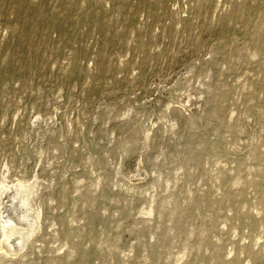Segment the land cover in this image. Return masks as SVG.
Instances as JSON below:
<instances>
[{
  "label": "rangeland",
  "instance_id": "374dc122",
  "mask_svg": "<svg viewBox=\"0 0 264 264\" xmlns=\"http://www.w3.org/2000/svg\"><path fill=\"white\" fill-rule=\"evenodd\" d=\"M139 3L41 0L29 68L0 22V206L31 233L2 264L264 255V0Z\"/></svg>",
  "mask_w": 264,
  "mask_h": 264
},
{
  "label": "bare ground",
  "instance_id": "6f19581e",
  "mask_svg": "<svg viewBox=\"0 0 264 264\" xmlns=\"http://www.w3.org/2000/svg\"><path fill=\"white\" fill-rule=\"evenodd\" d=\"M40 1L0 0V22H2L4 25L3 30H9L12 34H14L15 38L13 43L11 44L12 53L10 57H8V59H10V61L12 62H18L21 59L24 66L28 68L31 67L34 63L42 64L44 62V60H42L40 57L42 56L41 54L43 53L44 47L48 44L50 40V31L52 30L53 26H57L58 28H60L64 22L65 17L58 16L53 20H48L45 8H43V6L40 4ZM46 1L49 2V6L52 7V9L64 8L66 11H68L69 14L71 12V10L69 9H79L88 0ZM139 1L140 8L145 9L152 19H156L157 14L155 12L154 7L156 5H164L167 0H156L154 4H150L146 0ZM236 13L237 12L230 14V17H233L234 15H236ZM69 17L71 18L70 15ZM92 20V18H85L81 21V24H91ZM119 41L123 42V39L121 38ZM75 55L76 56H74L73 60L74 62L76 61L75 57L78 56V52H76ZM11 202L12 200L6 201L5 204L0 206V250L1 252L3 250L2 255L0 257V264L3 263L2 261L4 260V258H6V255L10 253L9 250L11 247H16L19 245H28L30 242L31 233L17 226V222L19 220L17 219L16 215L19 212L17 210H12L15 207H18V204L20 202L18 203L13 200L12 205L8 207V204H11ZM21 204H23L26 209H29V207L31 208L32 206V204L29 202V199L23 200ZM199 255L201 258L204 259L206 264H236L234 260L225 261L219 256L208 258L201 253H199ZM248 256L249 258H252L254 264H264V255L260 251H249Z\"/></svg>",
  "mask_w": 264,
  "mask_h": 264
}]
</instances>
